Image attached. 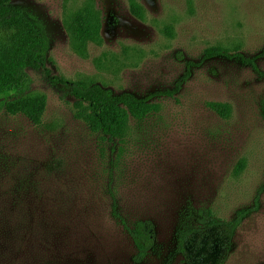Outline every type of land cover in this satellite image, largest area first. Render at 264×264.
<instances>
[{
  "label": "rangeland",
  "instance_id": "374dc122",
  "mask_svg": "<svg viewBox=\"0 0 264 264\" xmlns=\"http://www.w3.org/2000/svg\"><path fill=\"white\" fill-rule=\"evenodd\" d=\"M84 1H11L42 23L51 75L136 96L189 75L108 140L74 116L68 86L27 69L28 94L45 95L46 108L33 124L0 100V264H183L177 234L202 208L241 215L223 264H264V0H134L141 19L129 0H93L101 40L78 48L64 21ZM213 47L255 66L204 56ZM137 220L153 235L140 261L124 226Z\"/></svg>",
  "mask_w": 264,
  "mask_h": 264
},
{
  "label": "trees",
  "instance_id": "16d2710c",
  "mask_svg": "<svg viewBox=\"0 0 264 264\" xmlns=\"http://www.w3.org/2000/svg\"><path fill=\"white\" fill-rule=\"evenodd\" d=\"M11 1L0 0V100L10 115L22 114L33 124L41 122L46 97L43 94H28L32 81L27 73V69H41L49 82L69 87L74 98V116L83 121L90 131L108 140H122L128 135L131 120L141 121L160 110V103L153 101V97L174 96L189 75L186 72L181 76L172 89L145 96L128 92L115 94L98 83L51 75L46 67L49 38L42 23L32 12ZM129 9L134 16L142 18V9L134 0H129ZM64 24L78 48H84L88 42L100 43L101 16L93 0H85L70 12ZM217 55L228 58L238 56L243 62L255 66L253 61L244 59L240 54L231 55L220 47L204 51L206 57ZM207 105L221 117L229 115L227 103L207 102ZM242 167L243 163H239L236 171ZM197 216L196 224L179 230L174 254H180L183 264H223L241 215L224 220L202 208ZM124 226L136 248L134 260L140 261L153 247L152 226L149 221L143 220L135 221L131 227Z\"/></svg>",
  "mask_w": 264,
  "mask_h": 264
}]
</instances>
